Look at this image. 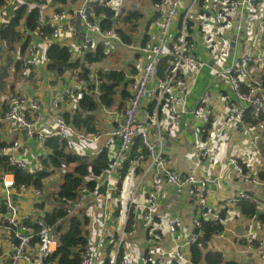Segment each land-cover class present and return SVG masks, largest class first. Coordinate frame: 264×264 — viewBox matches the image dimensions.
<instances>
[{"label":"crops","instance_id":"crops-1","mask_svg":"<svg viewBox=\"0 0 264 264\" xmlns=\"http://www.w3.org/2000/svg\"><path fill=\"white\" fill-rule=\"evenodd\" d=\"M36 1L38 0H5L1 7L5 20L1 21L0 17V23L7 24V19L14 16L15 9L20 5H25L26 11L18 26L20 29V26L25 22L26 13ZM83 1L49 2L50 6L46 10L49 15L53 11L61 9L66 11V16L60 22L62 26L60 37L57 40L48 36L37 38L39 51L37 56L31 60L32 73L26 80L20 81L21 67L17 69L16 62L21 60L25 54L27 42L22 49L21 40L14 42L7 40L8 47L4 48L0 38V69L6 70L3 83L0 85V118L5 109L7 90H18L38 96L43 116L41 123L45 128H49L53 124L54 110L51 102L57 93L67 87L71 90V95L66 98V102L59 106L61 112H73L77 107V100L82 90L86 88V82L78 79V69L76 68L65 69L60 74L47 69L45 50L47 44L52 40L67 45L73 58L81 56L78 54L79 45L84 38L90 37L88 49L94 48L98 42H105L106 51L109 49L110 51L100 61L90 64V78L93 79L94 71L97 68H117L124 69L126 75L134 80L149 58V55L141 51L140 48L159 42L163 37L160 17L152 7L154 0H108L107 4L115 8L120 16L130 9H138L141 12L132 31L129 22H125L121 18L116 20L118 22L115 23L116 27H122L132 35L129 43L123 42L115 30L86 31L74 11ZM188 6L189 0H181L179 16L176 17L168 34L163 37L164 50L168 52L174 45L178 21ZM244 22L243 19V25ZM187 23L188 31L195 44V54L205 64L199 68L182 67L181 75L184 83L179 89L181 95L179 106L184 107L185 112L176 119L173 118L165 105L157 106L153 100L144 99L139 109V117L142 121L150 123L152 137L155 133L151 125L152 122L160 124L165 154L173 160L178 170L182 172L193 170L198 176L206 177L208 179L207 198L209 203L214 206H223L226 209L225 217L222 219L224 229L212 236L209 248L221 250L225 259L232 258L241 264H264V221H260L256 216L244 215L236 204L237 200L233 199L234 192L239 188L263 196L264 187L238 178L234 168L228 163V157L235 155L238 159L246 162L250 173L257 175L258 171L264 169V151L252 139L263 137L264 119L255 125L227 120L226 111L232 91L221 70L224 64L245 53L248 50L249 42L244 41L243 35L238 34L240 32L243 34V28L240 26L233 40L234 44L230 48L232 40L230 35L234 32V28L232 29L231 26L217 28L213 22L212 11L204 2L189 9ZM261 29L256 26L257 31ZM145 34L148 37L145 38ZM251 72L264 77V66L253 65ZM131 84L128 86L129 90ZM205 94L209 95L212 115L211 125L207 136L204 137V131H200V123L194 116L193 109L199 98ZM152 103H154L153 106ZM111 109L101 107L97 112V125L103 133L98 141L85 143L71 139L68 141L67 148L94 156L99 149L108 147L109 153H112L116 139L106 131L117 124L122 110L114 108L113 113ZM15 139L24 142L25 146L21 150V155L28 160L29 168L27 170L33 171L40 168L36 163V154L41 149L39 141L26 137L16 125L0 119V142L9 144ZM46 153L47 151H45ZM138 153L141 154L140 149H138ZM137 157L134 156L130 159L127 172L121 181L120 194L116 192L105 199L101 192H91L88 196L81 211L88 216L86 227L89 230V238L99 236L108 245L110 243L108 234L117 235L125 225L132 196L134 204L140 205V212L143 211L147 193L152 187V175L150 173L143 175L145 159H141V157L139 160ZM72 166L73 164L64 165L44 177L40 198L34 195L33 185H28L25 190H21L17 186H4L2 182L4 171L0 169V264L9 259V244L12 239L11 230L1 222L4 199L9 195L11 200L18 203L19 215L28 214L33 220L35 217L41 218L45 211L51 210L56 204L58 205L53 193L58 190L63 172L71 169ZM115 203L118 204L117 207H115ZM103 212L106 214L104 220ZM196 214V203L187 193L177 192L172 186L163 185L158 188V200L152 213V220L157 223L156 225L164 237L161 241H154L160 251V264H175L173 258L175 244L186 239L191 232L193 217ZM171 217L178 218L176 228L172 232L167 227V222ZM151 223V221L144 222L140 218L136 233L123 243V252L129 256L130 264H145L144 254L151 243L148 232V224ZM235 227L237 231L234 230ZM35 245L36 243H33V246ZM186 251H190L189 247Z\"/></svg>","mask_w":264,"mask_h":264},{"label":"built area","instance_id":"built-area-1","mask_svg":"<svg viewBox=\"0 0 264 264\" xmlns=\"http://www.w3.org/2000/svg\"><path fill=\"white\" fill-rule=\"evenodd\" d=\"M52 0H38L33 3L31 8L36 9V24L33 29H29L25 24L20 26V30L26 40L25 54L21 57V75L20 81L26 80L31 76V60L37 56L39 51L38 37H51L57 40L61 33L60 22L66 16L65 9L53 11L50 15L47 13L49 2ZM90 1L84 0L82 4L74 9L79 16L86 31L99 30L96 14L90 5ZM206 3L212 11V18L217 28L231 26L236 27L237 32L240 26L243 28V39L249 42L248 50L239 57L230 60L221 68L222 74L229 82L232 91L231 99L227 106L226 118L234 123L243 122L245 109L251 108L255 117L264 112V77L252 74V66H264V0H189V6L182 13L178 21L174 35L173 48L168 52L164 50V36H166L173 25L176 17L179 16L181 0H154L152 7L159 15L161 26V37L159 42L142 46L141 51L147 53L149 58L143 64L140 72L135 76L131 84L130 95L126 99V105L122 111L117 124L106 131L107 134L116 139L115 148L112 151L109 164L101 176L97 178L96 187L89 190L84 184L80 185L77 195L74 199L62 200L68 201L66 207L67 215L77 212L83 208L91 192H97L98 187L102 186V196L110 197L117 192V182L121 178V168L127 159L131 146L135 139L140 138L141 144L147 151V157L144 160L143 175L150 173L152 175V187L147 193L143 211L141 206L134 204L133 196L128 207L126 222L121 232L110 236L111 249L108 253L109 261L106 264H130V258L127 254L118 257V252L125 240L133 236L139 226V219L148 224L151 243L145 251V264H160V251L155 246L154 241H161L163 233L155 230L156 222L152 220V213L158 200V188L160 186H172L177 192L187 193L196 203L197 214L193 217V228L186 239L176 243L174 247L175 264H193L190 259V251H186L190 244L197 240L201 233V218L221 219V210L223 206L211 205L207 198L208 179L198 176L193 170L182 172L174 165L173 160L165 154L162 144L161 126L158 122H152L154 128V137L151 136L150 123L142 121L139 117V109L144 99H151L159 106L165 105L173 118H180L185 112L184 107L179 106L181 95L179 89L183 86L184 79L181 75L183 66L199 68L205 62L195 54V44L188 31L189 9L192 6H198L200 3ZM5 15V14H4ZM1 21H4L0 8ZM9 18V17H8ZM243 19L245 20L243 25ZM9 21V19H7ZM51 28L50 33H44V27ZM256 26L262 28L256 30ZM242 30V29H241ZM247 36V37H246ZM4 48L8 47V41L1 39ZM90 37L84 38L79 45V55L83 56L84 51L89 48ZM169 54L167 65L162 74H159V59ZM71 95V90L67 87L60 93H57L51 102L54 110L53 124L45 128L42 121L41 102L38 96L26 94L18 90H7L5 93V109L0 119L14 124L28 138H35L39 141L41 149L36 154V163L42 166V159L48 146L45 144L46 138L51 135H57L65 138L67 142L76 139L85 143H95L103 135L98 128L93 132H88L84 128H79L71 121L67 120L59 106L66 102V98ZM209 95L205 94L199 98L198 103L193 109V114L200 123V131L212 115V109L209 105ZM114 113V107H111ZM116 109V108H115ZM24 142L15 139L9 144L0 146V156H5L9 165L21 169H28V160L21 155L24 148ZM228 163L234 168L238 178L248 181L252 184L264 187V179L258 175L245 171L243 164L237 156L230 155ZM122 181V180H121ZM3 185L6 187L17 186L25 190L28 184L21 182L15 183L12 171H4L2 175ZM33 193L37 198L42 196L40 187L32 186ZM121 191V187H120ZM56 192V191H55ZM245 198L255 203L257 210L264 209V195L259 196L256 193L249 192L242 188L234 192L233 199ZM4 211L1 215V222L12 232V239L9 244V259L1 264H45L43 257L53 252L57 248V237L54 235V227L43 221V217H35L34 220L28 214L19 215V205L11 200L9 195L3 201ZM118 204L115 203V207ZM132 213V220L129 227L126 226ZM106 214L103 212L102 218ZM27 220L36 222L39 229L36 232L40 235L42 241L36 242L33 246L32 237L34 229ZM178 223L177 217H171L167 222L168 229L172 232ZM198 229L197 231L195 229ZM101 237L89 238L85 245L82 257L77 264H104L107 246Z\"/></svg>","mask_w":264,"mask_h":264},{"label":"trees","instance_id":"trees-1","mask_svg":"<svg viewBox=\"0 0 264 264\" xmlns=\"http://www.w3.org/2000/svg\"><path fill=\"white\" fill-rule=\"evenodd\" d=\"M53 2L65 3L67 0H52ZM108 0H93L90 1L96 18L97 25L101 31L115 30L119 38L129 43L132 35L122 27H116L115 21L119 18L125 22L130 23V30L132 31L136 26V21L141 16L138 9H130L123 13L117 14L115 8L107 4ZM5 0H0V8L4 5ZM25 5H20L15 9V14L12 16L7 24L0 23V38H5L9 42L21 40L22 49L25 46V37L22 31L18 28L20 19L25 14ZM24 24L27 28L33 29L36 24V9L31 8L26 13ZM49 26L44 27V33H50ZM148 37L145 34V38ZM264 40V34H263ZM173 48V47H172ZM107 54L105 44L98 42L94 48L84 51L83 56H72V52L67 45L60 44L58 41H51L47 44L45 50L46 67L56 73H62L65 69H78L77 77L86 82V88L82 90L81 95L77 100V107L73 112L63 111L62 115L74 125L79 128H84L88 132H93L98 129L97 112L101 107L111 108L117 110H124L126 99L130 95L128 86L134 81L126 75L124 69L117 68H97L94 71L93 79L90 78L91 69L90 64L98 62ZM169 55L162 56L158 61L159 74H162L167 65ZM21 60L16 62V68L19 69ZM6 75V70L0 69V85L3 83V77ZM154 103L151 105L153 106ZM151 105L149 108L151 109ZM211 118V116H210ZM264 119V112L260 116L255 117L251 108L245 109L243 122L251 125L258 124L260 120ZM211 120V119H210ZM210 120L203 126L205 128L203 136H207L208 129L211 125ZM45 144L48 146V151L42 159V166L33 171L27 169L17 168L8 164L5 156H0V169L3 171H12L15 178V183L24 182L28 185L37 187L42 186L44 177L51 174L54 169L60 168L64 165L73 164L71 169L63 172L62 180L58 190L53 193L56 204L51 210L45 211L42 215L43 221L54 227V235L57 237V248L43 257L45 264H77L83 254L86 243L89 240V230L86 227L88 223V216L83 214L81 210L67 215L66 207L69 205L68 201L62 200L61 197L74 199L77 195V190L80 185H85L89 190H93L97 184V178L101 176L103 171L107 168L110 157L109 148L103 147L94 155L90 156L86 153L75 152L67 148L68 142L65 138L57 135H51L46 138ZM4 145L0 142V146ZM138 149L141 154L139 155ZM138 157H137V156ZM142 155V156H141ZM147 151L141 144L140 138H136L131 146L129 155L121 168V178L117 182V194H120L121 180L127 172L130 164V159L137 157L146 159ZM243 164L245 171H248L246 162L239 158ZM259 178L264 179V169L257 172ZM103 187L99 186L97 192H102ZM116 194V193H115ZM241 212L248 216H256L260 221H264V209L257 210L255 203L252 201L240 198L236 201ZM226 209L221 211V219L201 218V233L196 241L189 246L190 259L193 264H241L235 259H225L223 252L218 249L209 248V242L212 236L224 229L223 218L225 217ZM132 220V213H129L126 226ZM27 223L32 225L34 235L32 243L41 242L42 239L36 232L39 225L36 222L27 220ZM159 231V227H155ZM198 230L197 228L195 229ZM111 245L106 248V255L104 257V264L109 261V251ZM124 254L122 246L119 249L118 257Z\"/></svg>","mask_w":264,"mask_h":264},{"label":"rangeland","instance_id":"rangeland-1","mask_svg":"<svg viewBox=\"0 0 264 264\" xmlns=\"http://www.w3.org/2000/svg\"><path fill=\"white\" fill-rule=\"evenodd\" d=\"M115 23H118L117 21L115 22ZM105 43V42H104ZM109 51H110V49L107 51V53H109ZM264 130V129H263ZM263 134V133H262ZM263 137H264V134H263ZM263 137H256V138H252V139H254V141H255V144H257L258 143V147L259 148H261L263 151H264V138ZM261 138H263L262 140H261ZM235 231H237V228L235 227V229H234Z\"/></svg>","mask_w":264,"mask_h":264},{"label":"water","instance_id":"water-1","mask_svg":"<svg viewBox=\"0 0 264 264\" xmlns=\"http://www.w3.org/2000/svg\"><path fill=\"white\" fill-rule=\"evenodd\" d=\"M236 31H237V29H236V27H234V32L230 35V37L232 38V40L230 41V45H231V47L230 48H232V45L234 44V39H235V37H236ZM238 34H240L241 36L243 35L242 34V32H240V33H238ZM111 152L109 153V157H111Z\"/></svg>","mask_w":264,"mask_h":264}]
</instances>
